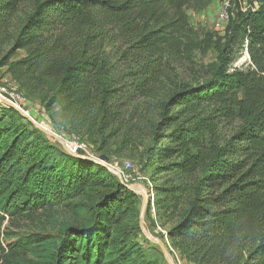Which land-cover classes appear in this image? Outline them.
Returning a JSON list of instances; mask_svg holds the SVG:
<instances>
[{
	"label": "trees",
	"instance_id": "obj_1",
	"mask_svg": "<svg viewBox=\"0 0 264 264\" xmlns=\"http://www.w3.org/2000/svg\"><path fill=\"white\" fill-rule=\"evenodd\" d=\"M207 1L0 0V68L104 155L128 107L211 45L208 77L175 86L151 124L154 223L190 264H264V0H236L204 48L187 11ZM244 50L249 63L228 69ZM58 211L75 221L54 235L4 231L2 264H164L139 241L134 191L0 102V224Z\"/></svg>",
	"mask_w": 264,
	"mask_h": 264
},
{
	"label": "rangeland",
	"instance_id": "obj_2",
	"mask_svg": "<svg viewBox=\"0 0 264 264\" xmlns=\"http://www.w3.org/2000/svg\"><path fill=\"white\" fill-rule=\"evenodd\" d=\"M36 0H31V2ZM236 0H208L206 6L201 10H188V20L190 25V31L193 37L202 41L204 48L207 46L208 40H214L216 37L223 35L224 27L227 23V19L222 16L225 12L226 15L230 14V11L234 8ZM242 9L248 7V2L243 0L239 3ZM30 10V9H29ZM29 10H25L27 13ZM203 49H195L191 51L188 58L183 62H179L173 65V69L170 71L169 76L162 80L159 86L156 99H141L134 104L130 105L125 113L123 120L116 127L115 131L108 134L106 137V149L104 155L107 156L108 162H116L119 165L125 161L132 164L129 169V173L134 179V185L143 189L145 196H139V209L140 214L143 215V229L142 234L139 236V241L144 247L148 249L149 246H155L161 253V256L157 252L151 251V257H155L159 262L164 264H190L180 259L177 254L169 248V244L166 236L167 226L163 227V232L156 231L158 222L154 223V213L150 209V204L143 201L146 197L145 189L152 190L156 184L160 182L159 177L154 171L157 164L156 156L148 148L151 146V124L156 120L158 112V104L161 100L167 97L172 92L175 86L178 84H194L201 82L208 77L206 73L210 64L217 61V53L211 45ZM246 50L237 54L233 62L228 66L231 67H245L249 63L248 54ZM22 52H18V56L22 55ZM0 88H4L8 92H14L16 94L17 85L4 73V67L0 68ZM26 111H24L32 119L38 121L40 126L48 133H54L60 140H72L78 139L79 141L87 144L88 156L97 159L99 156L97 144H90L83 137L73 133L67 132L58 125L59 119L56 117L55 112L46 114L43 107L35 100H28L25 97L22 99ZM3 103V102H2ZM50 117V118H49ZM108 131H106L107 134ZM44 133V132H43ZM54 144L60 146V140L52 137L49 134L44 133ZM145 188V189H144ZM155 197L152 204L154 206ZM149 206V211L148 207ZM155 210V209H154ZM149 212V213H148ZM153 220V221H152ZM75 220L68 214L62 211L55 212L51 217L41 215L40 219L33 218L32 220H19L18 224L10 223L7 218L0 224V238H3L4 231L15 232L17 234H28L31 232H43L48 234H56L58 226L62 223H72ZM78 221V220H77ZM151 221V222H150ZM149 223H152L150 225ZM157 224V225H156ZM161 227V226H160ZM162 235V236H161ZM154 237L151 239L150 237ZM148 237V238H147ZM4 238H6L4 236ZM159 242L164 247L163 251L159 246ZM2 264L3 259H1Z\"/></svg>",
	"mask_w": 264,
	"mask_h": 264
},
{
	"label": "built area",
	"instance_id": "obj_3",
	"mask_svg": "<svg viewBox=\"0 0 264 264\" xmlns=\"http://www.w3.org/2000/svg\"><path fill=\"white\" fill-rule=\"evenodd\" d=\"M222 16L228 20V14L226 15V13L223 12ZM3 93H6L8 95V97L4 96ZM0 97H1L0 98L1 103H2V101H6V102H9V103L15 105L16 107H21L24 111H26L24 104L22 102V99L24 98L22 93L16 91V94H15L14 92H8L4 88H0ZM34 121H36V120H34ZM36 122L38 124H40L38 121H36ZM56 139L60 140L59 137H57ZM60 145H61L62 149L64 148L70 154H74L78 150L84 152L86 155L89 154L87 151L88 150L87 144L85 142L79 141L77 138L69 140V141L68 140H60ZM89 157H90V155H89ZM104 165L114 176H116L118 178V180L122 184H124L127 188L134 191L136 194L138 193L142 196V194L137 191L138 185L133 184L134 179L131 176V174L129 173V169L132 166V164L130 162L125 161L120 165L116 162H113V163L106 162V163H104ZM145 192H146L145 200L147 203L150 204V209L154 213L155 210H154V206L152 204L154 194H153L152 190L147 191L145 189ZM0 242H1L2 247L4 249H6L5 243L2 241V238H0ZM0 254H1V252H0Z\"/></svg>",
	"mask_w": 264,
	"mask_h": 264
},
{
	"label": "water",
	"instance_id": "obj_4",
	"mask_svg": "<svg viewBox=\"0 0 264 264\" xmlns=\"http://www.w3.org/2000/svg\"><path fill=\"white\" fill-rule=\"evenodd\" d=\"M246 53H247V51H246ZM3 95L4 96H6V97H8V95L6 94V93H3ZM4 104H6V105H8V106H10V107H12V108H14L18 113H20L25 119H27L29 122H31L36 128H38L40 131H42V132H44V133H46V134H49V135H51L52 137H54V138H57V135H55L54 133H48V132H46L41 126H40V124H38L36 121H34V119H32L30 116H28L27 114H25L24 112H23V109L21 108V107H16L15 105H13V104H11V103H9V102H6V101H2ZM63 150L64 151H66L64 148H63ZM67 152V151H66ZM68 153V152H67ZM75 155H77V156H80V157H83V158H87V159H89V160H93V161H96V162H98L99 164H101V165H103L104 167H106L105 165H104V163H106V162H108V158H107V156H105V155H103V154H101V155H99L98 157H97V159H94V158H92V157H89L88 155H86L84 152H82V151H80V150H78L76 153H74ZM144 200V202H145V205H146V200H145V198H143ZM139 224H140V227H141V229L142 230H144L143 229V215H142V212H141V214H140V216H139ZM151 239H154V238H152V237H150ZM159 246L161 247V250L163 251V249H164V247L162 246V243L161 242H159Z\"/></svg>",
	"mask_w": 264,
	"mask_h": 264
},
{
	"label": "crops",
	"instance_id": "obj_5",
	"mask_svg": "<svg viewBox=\"0 0 264 264\" xmlns=\"http://www.w3.org/2000/svg\"><path fill=\"white\" fill-rule=\"evenodd\" d=\"M157 225V224H156ZM153 228H155V227H153ZM161 231V233L163 232V228L162 227H160V226H158L157 225V227H156V231ZM152 237V236H151ZM152 238H154V237H152ZM170 248V247H169ZM171 249V248H170ZM172 250V249H171Z\"/></svg>",
	"mask_w": 264,
	"mask_h": 264
},
{
	"label": "bare ground",
	"instance_id": "obj_6",
	"mask_svg": "<svg viewBox=\"0 0 264 264\" xmlns=\"http://www.w3.org/2000/svg\"><path fill=\"white\" fill-rule=\"evenodd\" d=\"M1 98V97H0ZM23 112H24V110H23ZM25 113V112H24ZM26 114V113H25ZM45 130V129H44ZM46 131V130H45ZM47 132V131H46ZM139 193H141L143 196H145V194L143 193L144 191H143V189H141V188H138V190H137ZM148 238V237H147Z\"/></svg>",
	"mask_w": 264,
	"mask_h": 264
}]
</instances>
